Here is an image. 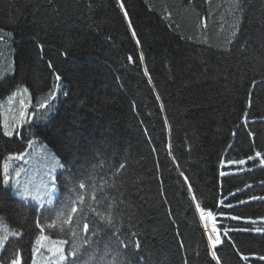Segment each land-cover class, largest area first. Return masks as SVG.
Here are the masks:
<instances>
[{
  "label": "trees",
  "instance_id": "trees-1",
  "mask_svg": "<svg viewBox=\"0 0 264 264\" xmlns=\"http://www.w3.org/2000/svg\"><path fill=\"white\" fill-rule=\"evenodd\" d=\"M21 90L32 121L8 136ZM34 140L65 166L51 206L3 183ZM70 200L113 221L78 264H264V0H0V264H36L41 236L67 255L76 217L47 224Z\"/></svg>",
  "mask_w": 264,
  "mask_h": 264
},
{
  "label": "snow or ice",
  "instance_id": "snow-or-ice-1",
  "mask_svg": "<svg viewBox=\"0 0 264 264\" xmlns=\"http://www.w3.org/2000/svg\"><path fill=\"white\" fill-rule=\"evenodd\" d=\"M120 6H121V8L124 7L123 4H121ZM125 15H127V13H125ZM133 35L135 36V32H133ZM138 43H139V41H138ZM141 59H143V57H141ZM56 79L59 80L60 77L57 76ZM25 91H27V90L25 89ZM24 119H25V112L21 111L20 120L24 121ZM12 134H13L12 131H6L5 132V135H8V136H11ZM16 158L22 159L23 156L21 154H17ZM241 163H243V161H241ZM64 167L65 166L63 164H61L59 161H56L52 171H55L56 168L63 169ZM3 171L5 173V175L3 177V183L5 185H8L11 183V184L17 186L19 191H20V195H21L22 199L31 198L34 201L35 200H41L42 197L40 195V191H41V189H43V194L48 197L47 203L48 204L52 203L51 197L55 192L58 191L55 175H49L48 183H42L40 186L32 185V187L30 188L28 183L21 184L20 181H18V180H11L10 181L9 175H8V169L6 167L3 169ZM60 174L63 175V173H60ZM15 175L17 177H19L21 175V171L17 170ZM69 175H72V174L69 173ZM85 187H86L85 182H79L78 183L79 189H84ZM74 191H75V189H74ZM91 201L93 203H99L98 201H96V197L94 194L91 196ZM78 202L80 204H85V200H84L83 195L78 196ZM87 207H88L90 212L94 213L93 216H86V214L83 210H80L78 212V208H77L76 204L70 200L64 206V212L58 213L56 218L54 220H52L51 223L47 224V227L50 229L64 231L65 226H70L73 224V220H74V216H75L76 217V219H75L76 228L79 229V232L73 228H70V227L67 229V231L71 232L72 237H73L71 249L67 255H65L63 245L65 243H68V241L60 240V241H52L51 242L52 247L48 248V252L51 253L52 256L55 257L56 264H65V262H67V264H78L77 259H70V257H77L81 247L83 246V244L93 243V241H91L88 238H80V234H79L80 232L87 233L89 231V222L93 223L95 226L96 218H99L108 226L112 225L113 221H112V217L110 214H103V213L97 211V209L94 208L92 206V204H88ZM199 207H200V205L198 204L197 208H199ZM209 215H211V213H209ZM36 226L40 229L41 233L44 232V226L39 223V220L37 221ZM212 231L215 232L216 229L213 228ZM65 234H67V232H65ZM14 235H18V234H14ZM93 235H98V233L95 232V228L93 229ZM47 239L48 238L46 236H41L40 238L37 239L36 244L43 247L44 245L41 243V241L47 240ZM209 241L212 244V246L215 247L216 244L220 243V237H219V235H217L215 237V240H213L212 237H209ZM2 245H3V241H0V247H2ZM135 246L137 249H139L140 244L138 241L136 242ZM36 251H37V249L34 247V249H33L34 255H35ZM212 256L215 257L216 253L213 252ZM261 258L264 259V257H261ZM245 259H247V258L245 257ZM11 264H21L20 257H19L18 253H17L16 257L11 261Z\"/></svg>",
  "mask_w": 264,
  "mask_h": 264
},
{
  "label": "rangeland",
  "instance_id": "rangeland-1",
  "mask_svg": "<svg viewBox=\"0 0 264 264\" xmlns=\"http://www.w3.org/2000/svg\"><path fill=\"white\" fill-rule=\"evenodd\" d=\"M2 108H3V122L6 131H12L14 133L21 125L32 121V115L28 114L29 99L25 91L21 90L13 94L4 102ZM21 111L25 112L24 121L20 120ZM16 157L17 156L10 157L9 158L10 160L7 163V169L13 168L11 180H18L20 181L21 184L28 183L30 188L32 187V185L40 186L42 183H48L49 175H55L57 181V176L59 172L62 170L60 168H56L55 171H52L56 161L59 160L55 157V155L50 149H48L43 143H41L38 140H34L30 143L28 151L26 152L25 155H23L22 159ZM17 170L21 171V175L19 177L15 175ZM12 186H13V194L16 197L22 199L18 187L13 184ZM57 194L58 192H55L52 195L51 204L47 203L48 197L43 194V189H41L40 191V195L42 197L41 200L34 201L31 198L22 199V200L35 205L51 206L53 205L57 197ZM207 218L209 219L212 230V228H214L217 225V223L215 222V219L209 217ZM52 241H59V240L50 239V241L48 242L50 245L46 246L44 243L41 242L44 246L43 247H41L40 245L38 246L41 248V251L43 249L48 251V248L52 247L51 244ZM41 251L38 254L36 264H56L55 257L52 256L51 253H48V255H43Z\"/></svg>",
  "mask_w": 264,
  "mask_h": 264
},
{
  "label": "bare ground",
  "instance_id": "bare-ground-1",
  "mask_svg": "<svg viewBox=\"0 0 264 264\" xmlns=\"http://www.w3.org/2000/svg\"><path fill=\"white\" fill-rule=\"evenodd\" d=\"M207 217L208 216L200 215V218H201V221L203 223L205 232L208 234V237H212V239L215 240V237L217 235H215V233L211 230L210 222H209V219Z\"/></svg>",
  "mask_w": 264,
  "mask_h": 264
},
{
  "label": "water",
  "instance_id": "water-1",
  "mask_svg": "<svg viewBox=\"0 0 264 264\" xmlns=\"http://www.w3.org/2000/svg\"><path fill=\"white\" fill-rule=\"evenodd\" d=\"M219 244H220V243H219ZM219 244H218V245H219ZM210 245H211L212 248H216V247L218 246V245H215V247H213L211 243H210Z\"/></svg>",
  "mask_w": 264,
  "mask_h": 264
}]
</instances>
